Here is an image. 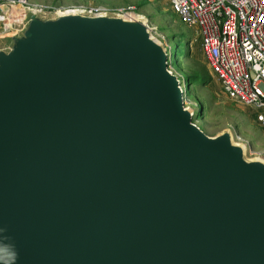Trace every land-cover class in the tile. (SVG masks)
Segmentation results:
<instances>
[{"label":"water","instance_id":"water-1","mask_svg":"<svg viewBox=\"0 0 264 264\" xmlns=\"http://www.w3.org/2000/svg\"><path fill=\"white\" fill-rule=\"evenodd\" d=\"M68 10L0 34V264H264V158L196 123L144 15Z\"/></svg>","mask_w":264,"mask_h":264},{"label":"built area","instance_id":"built-area-1","mask_svg":"<svg viewBox=\"0 0 264 264\" xmlns=\"http://www.w3.org/2000/svg\"><path fill=\"white\" fill-rule=\"evenodd\" d=\"M169 2L180 19L198 32L207 62L223 90L259 110L264 128V0ZM27 7L46 10L28 0H0V32L9 31L10 24ZM182 88L185 90L183 84ZM185 105L189 106L186 98ZM234 139L248 144L235 131Z\"/></svg>","mask_w":264,"mask_h":264},{"label":"rangeland","instance_id":"rangeland-1","mask_svg":"<svg viewBox=\"0 0 264 264\" xmlns=\"http://www.w3.org/2000/svg\"><path fill=\"white\" fill-rule=\"evenodd\" d=\"M46 10L135 11L144 15L153 34L169 49L170 69L186 88L188 105L198 111L196 123L215 136L225 129L240 133L247 140V156L264 158V128L260 111L231 98L212 72L194 27L186 25L169 0H28ZM6 32H0L4 34ZM198 77L188 83V77Z\"/></svg>","mask_w":264,"mask_h":264},{"label":"trees","instance_id":"trees-1","mask_svg":"<svg viewBox=\"0 0 264 264\" xmlns=\"http://www.w3.org/2000/svg\"><path fill=\"white\" fill-rule=\"evenodd\" d=\"M202 48V47H201ZM198 77V75L197 76H190V77H188V83H190V82H192L193 80H195L196 78ZM197 80V79H196ZM185 90H186V88H185ZM260 120V119H259Z\"/></svg>","mask_w":264,"mask_h":264},{"label":"bare ground","instance_id":"bare-ground-1","mask_svg":"<svg viewBox=\"0 0 264 264\" xmlns=\"http://www.w3.org/2000/svg\"><path fill=\"white\" fill-rule=\"evenodd\" d=\"M169 56H170V54H169ZM170 60H171V58H169ZM243 148H244V146L243 145H241ZM247 148V147H246ZM257 159H260L259 157H256ZM262 158V157H261Z\"/></svg>","mask_w":264,"mask_h":264},{"label":"snow or ice","instance_id":"snow-or-ice-1","mask_svg":"<svg viewBox=\"0 0 264 264\" xmlns=\"http://www.w3.org/2000/svg\"><path fill=\"white\" fill-rule=\"evenodd\" d=\"M262 19H264V18H262Z\"/></svg>","mask_w":264,"mask_h":264}]
</instances>
